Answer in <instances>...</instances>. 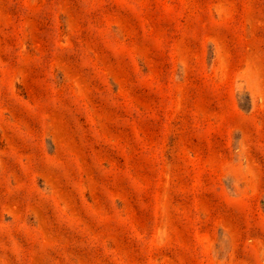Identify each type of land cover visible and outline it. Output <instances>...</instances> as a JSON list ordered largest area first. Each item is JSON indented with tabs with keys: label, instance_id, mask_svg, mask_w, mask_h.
<instances>
[{
	"label": "rangeland",
	"instance_id": "1",
	"mask_svg": "<svg viewBox=\"0 0 264 264\" xmlns=\"http://www.w3.org/2000/svg\"><path fill=\"white\" fill-rule=\"evenodd\" d=\"M0 264H264V0H0Z\"/></svg>",
	"mask_w": 264,
	"mask_h": 264
}]
</instances>
